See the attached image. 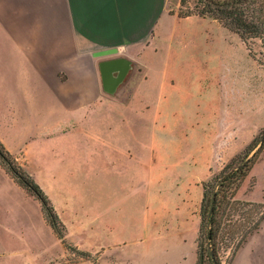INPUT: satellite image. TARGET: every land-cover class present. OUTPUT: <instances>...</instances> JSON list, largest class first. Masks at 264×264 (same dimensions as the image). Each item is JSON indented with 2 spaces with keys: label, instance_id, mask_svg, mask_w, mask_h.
I'll return each instance as SVG.
<instances>
[{
  "label": "rangeland",
  "instance_id": "374dc122",
  "mask_svg": "<svg viewBox=\"0 0 264 264\" xmlns=\"http://www.w3.org/2000/svg\"><path fill=\"white\" fill-rule=\"evenodd\" d=\"M169 2L178 14L180 0ZM191 16L172 22L144 63L128 57L126 75L107 93L108 116L75 127L62 122L29 149V172L60 219L57 230L29 191L0 174V193L8 195L3 264H196L204 253V185L216 190L233 169L224 165L253 137H264V53L257 39L244 42L216 20ZM5 84L2 65L0 111L8 108ZM144 91L145 104L134 98ZM5 131L16 140L10 126ZM217 146L236 152L207 167ZM235 198L250 202L230 211L242 232L264 211V146ZM230 260L264 264V224L233 256L221 243L217 262ZM200 264L212 263L203 255Z\"/></svg>",
  "mask_w": 264,
  "mask_h": 264
},
{
  "label": "crops",
  "instance_id": "0c3cea01",
  "mask_svg": "<svg viewBox=\"0 0 264 264\" xmlns=\"http://www.w3.org/2000/svg\"><path fill=\"white\" fill-rule=\"evenodd\" d=\"M169 1L0 0V67L3 65L5 71L8 98V108L0 111V141L28 171L34 170L29 149L42 146L40 139L50 138L59 124L75 127L78 121L86 125L93 116L109 115L110 99L102 88L99 71L102 60L123 56L143 62L142 58L156 52L157 38L172 22L193 17L171 12ZM145 96L146 91L134 98L149 103ZM8 126L16 140H9ZM216 149V159L206 163L207 167L217 165L220 154L236 152ZM0 174L13 182L1 164ZM263 224L264 217L243 243ZM262 245H258L259 250ZM5 262L8 195L0 193V264Z\"/></svg>",
  "mask_w": 264,
  "mask_h": 264
},
{
  "label": "trees",
  "instance_id": "16d2710c",
  "mask_svg": "<svg viewBox=\"0 0 264 264\" xmlns=\"http://www.w3.org/2000/svg\"><path fill=\"white\" fill-rule=\"evenodd\" d=\"M185 3L186 0H180L178 16L196 15L216 20L223 27L238 34L244 42L257 39L264 53V0H191L190 6H187L186 10H182ZM263 146L264 140L261 141L255 136L245 144L240 153L235 154L224 165L223 171L233 169L217 185L211 212H209V204L213 188L206 190L204 185L198 228V234L203 235L204 244L202 249L204 253L198 252L196 264H200L203 255L212 264L217 262V253L221 243L232 248L233 256L248 235L258 229L264 217V211H259V216L253 221L252 225L242 232H238L239 220L233 218V213L231 214L230 211L235 210L239 205L250 204L248 201L235 198V193ZM250 153L251 155H249ZM235 160L237 161L234 162ZM0 164L20 186L29 191L39 201L45 217L51 226L57 230V223H60V219L50 204L46 192L34 180L31 173L17 162L1 141ZM239 164L240 166H238ZM208 232L210 233L209 239L207 238ZM210 250L213 251V254L210 253ZM229 264H232L231 260Z\"/></svg>",
  "mask_w": 264,
  "mask_h": 264
},
{
  "label": "water",
  "instance_id": "95a60500",
  "mask_svg": "<svg viewBox=\"0 0 264 264\" xmlns=\"http://www.w3.org/2000/svg\"><path fill=\"white\" fill-rule=\"evenodd\" d=\"M129 68H130V60L123 56L102 60L99 63V71H100L103 90L108 93H112L116 89L118 84L123 80ZM263 140L264 137L261 138V141ZM238 166H240V164ZM230 172L231 171L226 172L223 175V177L218 180L217 184H219L222 181V179ZM214 197H215V189L212 191L211 194L209 212H211L213 209ZM207 238L208 239L210 238L209 232L207 233ZM210 253L213 254V251L210 250ZM213 264H216V262H214Z\"/></svg>",
  "mask_w": 264,
  "mask_h": 264
}]
</instances>
